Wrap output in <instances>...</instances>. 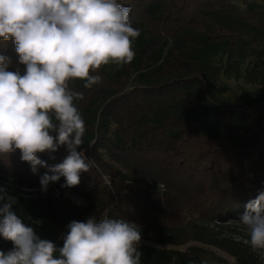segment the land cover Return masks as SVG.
<instances>
[{
	"label": "trees",
	"instance_id": "1",
	"mask_svg": "<svg viewBox=\"0 0 264 264\" xmlns=\"http://www.w3.org/2000/svg\"><path fill=\"white\" fill-rule=\"evenodd\" d=\"M132 9L129 64L102 65L100 83L70 88L86 125L77 151L90 171L62 188H40L19 150L0 155V187L13 211L42 238L62 246L72 220L125 219L141 227V264H264L242 239L223 233L264 191V0H119ZM9 70L24 72L14 41L0 40ZM259 90L222 96L221 80ZM236 117L239 123L228 121ZM66 147L39 154L61 163ZM51 174V173H49ZM12 243L0 236V250ZM218 254V255H217ZM220 258V257H219Z\"/></svg>",
	"mask_w": 264,
	"mask_h": 264
},
{
	"label": "clouds",
	"instance_id": "2",
	"mask_svg": "<svg viewBox=\"0 0 264 264\" xmlns=\"http://www.w3.org/2000/svg\"><path fill=\"white\" fill-rule=\"evenodd\" d=\"M132 9L119 0H0V40L14 41L18 63L9 70L10 57L0 55V155L16 150L42 192L64 178L62 188L80 183L90 165L82 151L85 121L74 101L85 88L101 82L102 65L129 64L135 57L132 41L140 31L132 26ZM66 147L61 163L48 166L39 154ZM51 173V174H49ZM15 198L0 187V236L13 247L0 250V264H141V227L125 219L90 216L72 220L62 246L42 239L12 210ZM251 251L264 260V191L245 205L239 217ZM205 264V262H202Z\"/></svg>",
	"mask_w": 264,
	"mask_h": 264
},
{
	"label": "rangeland",
	"instance_id": "3",
	"mask_svg": "<svg viewBox=\"0 0 264 264\" xmlns=\"http://www.w3.org/2000/svg\"><path fill=\"white\" fill-rule=\"evenodd\" d=\"M220 93L222 96H232L234 94H238L242 97H252L253 94H258L259 90L256 88L246 86L242 81H233L227 80L223 78L220 84ZM252 116L253 118H262L264 119V110L260 107H254L252 109ZM229 122L237 124L239 123V119L236 117H231L228 119ZM223 230V233L226 235L232 234L236 236L237 239H242L246 245L247 234L244 229V226L240 222H230ZM249 246V245H248ZM218 255V254H217ZM220 257V258H219ZM209 261L206 264H231V259L219 255L213 256L208 253Z\"/></svg>",
	"mask_w": 264,
	"mask_h": 264
}]
</instances>
